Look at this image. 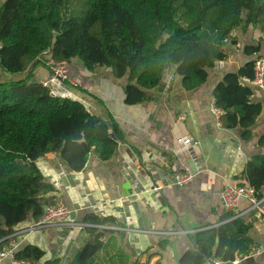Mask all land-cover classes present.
I'll return each instance as SVG.
<instances>
[{
    "label": "trees",
    "instance_id": "1",
    "mask_svg": "<svg viewBox=\"0 0 264 264\" xmlns=\"http://www.w3.org/2000/svg\"><path fill=\"white\" fill-rule=\"evenodd\" d=\"M253 27L264 33V0H4L0 3V68L7 74L25 73L44 51L56 60L78 59L89 72L110 69L115 79L127 78L125 103L140 105L163 87L170 68L186 91L205 85L209 71L228 59L227 43L237 29ZM248 55L259 53L246 47ZM254 61L227 74L215 87V106L222 111L225 129H244L243 140L262 115L261 103L251 100ZM10 90V92H8ZM17 93V94H16ZM122 132L116 122L92 113L82 102L53 96L40 83L0 81V250L16 226L39 220L46 196L57 191L37 161L53 153L68 171L85 170L93 153L101 162L115 158ZM86 143L89 151L83 147ZM264 146V137L259 140ZM261 161L244 165L239 186L254 187L264 197ZM194 236L195 260L233 261L253 249L252 225L233 218ZM84 222L94 241L82 248L71 264H150L154 253L132 260L121 247L113 217L86 214ZM168 240L159 243L166 250ZM151 249L145 254H150ZM42 250L28 246L15 254L20 261L36 262ZM155 264H161L158 260Z\"/></svg>",
    "mask_w": 264,
    "mask_h": 264
},
{
    "label": "crops",
    "instance_id": "2",
    "mask_svg": "<svg viewBox=\"0 0 264 264\" xmlns=\"http://www.w3.org/2000/svg\"><path fill=\"white\" fill-rule=\"evenodd\" d=\"M246 47H257L259 53L248 55ZM228 59L209 71L205 85L186 91L181 79L170 68L163 87L151 93L152 100L140 105L125 103L127 78L115 79L110 69L87 71L80 62H69V74L77 87L70 95L82 101L90 111L108 122H116L122 132L114 159L101 162L93 153L84 171L72 173L53 153L37 161V166L56 192L46 196V205L64 202L72 210L71 226L49 228L18 238L19 252L28 246L43 251L36 262L5 258L0 264H71L78 252L94 241V234L84 222L86 214L113 217L121 247L132 258L150 264H190L195 261L194 236L242 218L252 225L250 238L254 246L245 257L236 256L222 264H264V214L243 200L238 209L228 212L221 193L228 185L242 181L244 165L252 158L261 161L259 173L264 178V94L253 88L252 102L261 103L262 115L252 127V137L243 140L242 124L225 129L210 112L215 87L229 73L239 71L256 57L264 58V33L253 27L237 29L227 43ZM50 71L33 63L25 73L10 75L0 68V81L42 83ZM185 144L187 148H185ZM190 171L193 182L179 188L170 185L176 173ZM161 187L160 191L154 189ZM32 219L16 226L26 228ZM168 240L160 251L158 245ZM151 249L150 254H145ZM107 261V260H105Z\"/></svg>",
    "mask_w": 264,
    "mask_h": 264
},
{
    "label": "built area",
    "instance_id": "3",
    "mask_svg": "<svg viewBox=\"0 0 264 264\" xmlns=\"http://www.w3.org/2000/svg\"><path fill=\"white\" fill-rule=\"evenodd\" d=\"M34 63H38L50 71V79L40 84L50 90L53 96L67 97L80 101L70 95V88H76L77 83L69 74L68 61H58L54 58L51 50H46L37 57ZM242 82L247 86L261 90L264 94V58L260 56L255 58L253 77L243 78ZM84 105L86 106V104ZM210 112L216 118L217 122L221 123L222 111L215 106L214 99L210 107ZM185 148H187L186 144ZM195 177L196 175L190 171L179 172L173 176L170 185L182 188L193 182ZM161 189V187H157L154 190L160 191ZM243 200H247L252 206L264 214V197L259 198L258 191L250 185H228L221 193L222 205L228 212L237 210ZM71 216L72 210L64 202L60 201L54 204H47L44 214L39 220H32L24 229H14L13 234L8 238V244L0 250V261L5 258H15L16 251L20 245L17 241L18 238L49 228L71 226L73 225L71 223ZM205 264H222V262L209 260Z\"/></svg>",
    "mask_w": 264,
    "mask_h": 264
},
{
    "label": "water",
    "instance_id": "4",
    "mask_svg": "<svg viewBox=\"0 0 264 264\" xmlns=\"http://www.w3.org/2000/svg\"><path fill=\"white\" fill-rule=\"evenodd\" d=\"M88 107V106H87ZM89 108V107H88ZM83 147L87 150V151H89V149H88V147H87V145H86V143H83ZM108 262L106 261V264H107Z\"/></svg>",
    "mask_w": 264,
    "mask_h": 264
},
{
    "label": "rangeland",
    "instance_id": "5",
    "mask_svg": "<svg viewBox=\"0 0 264 264\" xmlns=\"http://www.w3.org/2000/svg\"><path fill=\"white\" fill-rule=\"evenodd\" d=\"M4 0H0V3H2ZM76 62H80L78 59H75ZM81 63V62H80ZM74 89V88H73ZM10 92V90H8ZM17 94V93H16Z\"/></svg>",
    "mask_w": 264,
    "mask_h": 264
}]
</instances>
